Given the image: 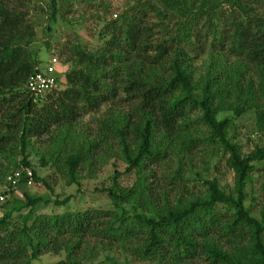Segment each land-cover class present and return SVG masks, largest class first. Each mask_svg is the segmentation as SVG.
<instances>
[{
  "label": "trees",
  "instance_id": "1",
  "mask_svg": "<svg viewBox=\"0 0 264 264\" xmlns=\"http://www.w3.org/2000/svg\"><path fill=\"white\" fill-rule=\"evenodd\" d=\"M22 1L0 0V183L10 169L31 166L30 152L39 151L31 138L53 129L58 134L51 135L50 146L39 157L42 166L52 163L71 181L79 165L92 164L105 147L119 154L126 171L134 170L138 179L131 187L104 188L112 210L65 211L32 219L38 202L62 205L70 196L51 200L25 194L24 200L8 202L0 216V264H32L42 252L62 250L64 258L52 264H81L82 257L92 254L86 237L103 244L127 243L130 253L147 264H264V181L258 216L246 205L251 173L259 165L264 169V147L241 154L227 137L231 118H218L224 110L236 117L264 101V11H258L264 0H137L99 32L103 43L98 51L78 43L70 48L73 66L64 72L66 87L59 88V79L57 95H46L42 105L26 88L40 66L20 45L33 37L15 6ZM54 3L51 0L53 19ZM167 11L178 17L173 33L162 21ZM148 13L161 20L163 38L152 37ZM201 18L204 32L197 28ZM210 36L211 47L235 60L222 65L225 55L217 53L196 77L190 52L202 51L201 40L207 42ZM121 93L126 109L108 110L98 118L92 140L74 143L71 124ZM256 114L263 130L264 112ZM200 124L207 126V133L199 132ZM115 139L118 146L113 148ZM201 141L216 143L228 153L233 190L225 192L213 179L204 195L179 196L172 202L167 191L148 182L155 177L153 165L168 155L167 146L194 147ZM27 179L23 172L18 185ZM32 179L41 180L34 169ZM24 208L27 212L12 222V214ZM85 244L87 251L81 254Z\"/></svg>",
  "mask_w": 264,
  "mask_h": 264
},
{
  "label": "rangeland",
  "instance_id": "2",
  "mask_svg": "<svg viewBox=\"0 0 264 264\" xmlns=\"http://www.w3.org/2000/svg\"><path fill=\"white\" fill-rule=\"evenodd\" d=\"M136 1L54 0L56 14L55 19H53L51 0H23L22 5L19 6L16 3L15 6L22 13L24 24L31 26L33 37L31 41L28 40V43L25 40L21 41L20 45L28 52L30 60L36 61L37 66H43L54 56L58 58L59 72L57 76L58 80H62L59 88L63 90L66 87L64 72L73 66L72 62L68 61L71 55L70 48L78 43L90 51H98L97 48L103 43V40L99 37V32L105 30L106 24L116 20ZM152 1L159 2V0ZM221 5L222 9L227 10L228 5L226 3L222 2ZM258 11L263 12L264 7ZM167 12V17L163 18L162 21L165 26L167 25V32L173 33L178 17L172 16L170 11ZM146 21L154 25L153 38H163L166 35L165 33L162 34L161 20L154 13H148ZM204 25L205 19H199L197 28H202L204 32L207 29ZM211 40L212 36L207 39V42L202 39L203 50L200 51L201 49L197 48L196 52H190L193 57V71L197 72L196 77L207 70L209 61L213 58L216 59L217 53L225 55L224 51L210 46ZM223 58L222 65H228V63L235 60L234 57L229 55H225ZM251 75L250 72L246 76ZM57 92L56 89L47 95L56 96ZM123 97L124 95L121 93L115 99L102 103L91 111L82 113L76 122L70 126V131L74 137L73 142L92 140V137L96 135L98 118L104 116L108 110L117 113L122 109H126V101L123 100ZM44 100L45 97L38 100L39 105H42ZM256 110L264 112V101H261L259 107L247 109L236 117H231L229 110H224L218 114V118H231L226 126L227 137L232 143L239 146L241 154L251 152L255 146L264 147V129L259 130L257 126ZM192 115L196 116L197 112ZM199 128V132L203 134L208 131L205 125L200 124ZM52 134H58V130L53 129L51 133L38 138H31L32 146L39 148L37 152L30 150L28 160L31 166L10 169L4 182L0 183V196H3V199H0V216L3 212H6L8 202H14L15 199L24 200L25 194L31 197L42 196L51 200H63L70 196V199L62 205L53 202L45 205L38 202L31 210L32 219L39 214H62L65 211L75 212L86 211L87 209H114L112 200L104 188L131 187L138 179L137 173L134 170L126 171L127 164L119 154H115L113 149L107 150L102 147L96 155L104 157L97 158L96 156L92 164H80L78 175L70 181L64 172L58 170L52 163L45 166L40 164L39 157L50 146ZM195 135L198 137L203 136L200 133ZM67 146L71 145L67 144ZM111 146L113 148L118 146L116 139L112 141ZM167 147L168 155L160 163L153 165L155 177H150L148 182L152 186L157 185L158 189L167 191L170 201H175L179 196L190 199L193 196L204 195L208 189L207 182L213 179L218 182L225 192L233 190V171L227 165L228 153L224 151L222 146L209 141H201L194 147L182 146L181 144ZM21 159V155L16 157L17 161ZM254 164L259 165L260 163L255 162ZM260 166V170H253L251 173L253 178L246 186V205L251 207V213L254 216H258L260 205L263 202L259 187L264 181V169H261ZM33 169L41 180L32 179L25 185H18L22 173L25 172L27 175V172L32 173ZM27 210L28 208H24L21 211H15L12 214L11 221L18 222L20 220L19 214L26 213ZM85 241L92 246V254L91 257H82L81 264H147L149 262L136 259L130 253L127 243L103 244L98 243V240L93 237H86ZM87 244L82 245L83 251L81 254L87 251ZM64 256L63 250L59 253L42 252L37 259L32 260V264H52L64 258ZM201 263H204V261L199 260L196 262V264Z\"/></svg>",
  "mask_w": 264,
  "mask_h": 264
},
{
  "label": "built area",
  "instance_id": "3",
  "mask_svg": "<svg viewBox=\"0 0 264 264\" xmlns=\"http://www.w3.org/2000/svg\"><path fill=\"white\" fill-rule=\"evenodd\" d=\"M58 58L52 57L46 64L41 65L39 69L31 74L26 82V88L30 95L35 99L41 100L49 92L57 88L58 81ZM28 179L26 183L32 180V173L27 172ZM14 183V181H13ZM0 199H3V196H0Z\"/></svg>",
  "mask_w": 264,
  "mask_h": 264
}]
</instances>
